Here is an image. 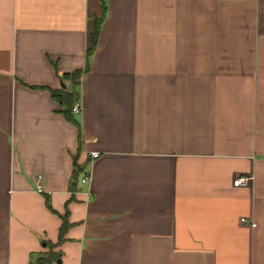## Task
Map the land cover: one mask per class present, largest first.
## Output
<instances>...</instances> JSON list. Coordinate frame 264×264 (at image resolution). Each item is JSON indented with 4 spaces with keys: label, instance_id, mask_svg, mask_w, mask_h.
I'll return each mask as SVG.
<instances>
[{
    "label": "crops",
    "instance_id": "crops-1",
    "mask_svg": "<svg viewBox=\"0 0 264 264\" xmlns=\"http://www.w3.org/2000/svg\"><path fill=\"white\" fill-rule=\"evenodd\" d=\"M51 250L264 264V0H0V264Z\"/></svg>",
    "mask_w": 264,
    "mask_h": 264
},
{
    "label": "trees",
    "instance_id": "trees-1",
    "mask_svg": "<svg viewBox=\"0 0 264 264\" xmlns=\"http://www.w3.org/2000/svg\"><path fill=\"white\" fill-rule=\"evenodd\" d=\"M104 19V14L100 17H94V28L93 31L91 33L90 36V45L87 49V56L88 58L90 57V55L94 52L97 42H98V37L100 34V28L102 25ZM83 72V70H75L71 73H65L62 78L63 79H67L70 78L74 84V86L76 88H74L72 91H67L66 89L60 88V89H51V93L54 99H56L57 101L61 102L63 105V109L60 111L64 117L71 122L76 123L78 130H79V123L74 119L73 116V106L75 105L76 101L78 100V95L79 92L77 90L78 87V78L80 77L81 73ZM33 87H37V88H41L40 86H36V85H32ZM79 137H80V130H79ZM74 172L72 174V182L75 183L77 181L78 175L80 174L79 172H81V167L75 162V166H74ZM63 224L60 227V235H59V240L58 243L59 244L63 239H64V234H65V230L67 228L68 222L66 219V216H64L63 218ZM57 258H59V253H57L56 251H50L49 253H47L46 255L40 257L38 259L37 264H50L51 262H53L54 260H56Z\"/></svg>",
    "mask_w": 264,
    "mask_h": 264
},
{
    "label": "built area",
    "instance_id": "built-area-1",
    "mask_svg": "<svg viewBox=\"0 0 264 264\" xmlns=\"http://www.w3.org/2000/svg\"><path fill=\"white\" fill-rule=\"evenodd\" d=\"M73 112L74 113H77L79 112L80 108L78 105H74L73 108H72ZM99 155L98 152H92V157H97ZM42 175L38 174L36 175L35 177V184H36V191L39 192V193H42L44 192V187H43V184H42ZM89 179V176L88 175H85L83 178H82V181L83 182H86L87 180ZM249 178L247 177H238L235 181H234V184L235 185H239L240 183H246L248 181ZM253 226H255V223L253 222L252 223Z\"/></svg>",
    "mask_w": 264,
    "mask_h": 264
},
{
    "label": "water",
    "instance_id": "water-1",
    "mask_svg": "<svg viewBox=\"0 0 264 264\" xmlns=\"http://www.w3.org/2000/svg\"><path fill=\"white\" fill-rule=\"evenodd\" d=\"M62 86H65L64 84Z\"/></svg>",
    "mask_w": 264,
    "mask_h": 264
}]
</instances>
